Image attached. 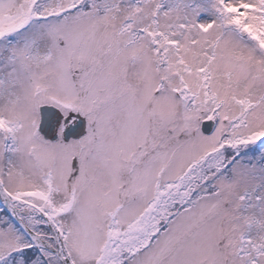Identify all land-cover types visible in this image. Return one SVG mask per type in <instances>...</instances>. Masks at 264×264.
Wrapping results in <instances>:
<instances>
[{"label":"snow or ice","instance_id":"obj_1","mask_svg":"<svg viewBox=\"0 0 264 264\" xmlns=\"http://www.w3.org/2000/svg\"><path fill=\"white\" fill-rule=\"evenodd\" d=\"M0 264H264V0H0Z\"/></svg>","mask_w":264,"mask_h":264}]
</instances>
